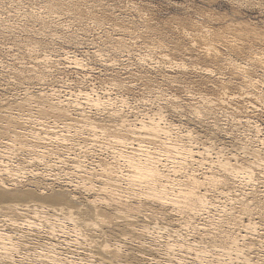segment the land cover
Listing matches in <instances>:
<instances>
[{"label":"bare ground","instance_id":"obj_1","mask_svg":"<svg viewBox=\"0 0 264 264\" xmlns=\"http://www.w3.org/2000/svg\"><path fill=\"white\" fill-rule=\"evenodd\" d=\"M26 17L40 32L57 29L47 12ZM255 57L254 69L264 64ZM27 72L17 85L36 79ZM33 91L0 95V264H264L257 135L239 139L253 159L242 163L223 147L201 146L162 109L131 121L121 96ZM168 219L181 230L159 226Z\"/></svg>","mask_w":264,"mask_h":264},{"label":"rangeland","instance_id":"obj_2","mask_svg":"<svg viewBox=\"0 0 264 264\" xmlns=\"http://www.w3.org/2000/svg\"><path fill=\"white\" fill-rule=\"evenodd\" d=\"M243 2L249 6L235 9L233 0H0V95L13 98L24 88L34 93L94 89L112 101L121 96L131 121L138 113L162 109L169 121L193 131L201 146L223 147L242 163L253 159L237 145L257 135L264 158V64L254 69L253 63L254 56L264 62V7L262 0ZM46 12L57 29L40 32L39 23L26 21L27 14ZM37 43L41 47L35 48ZM72 56L82 61L79 68ZM22 71L36 79L17 85ZM260 177L254 188L263 197ZM260 217L263 224L264 214ZM172 223L158 222L181 230Z\"/></svg>","mask_w":264,"mask_h":264},{"label":"snow or ice","instance_id":"obj_3","mask_svg":"<svg viewBox=\"0 0 264 264\" xmlns=\"http://www.w3.org/2000/svg\"><path fill=\"white\" fill-rule=\"evenodd\" d=\"M233 8L235 9H243L247 8L249 5L245 4L243 0H233ZM261 7H264V0H262V3L260 5Z\"/></svg>","mask_w":264,"mask_h":264}]
</instances>
